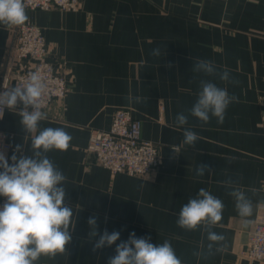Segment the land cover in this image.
<instances>
[{
	"label": "crops",
	"instance_id": "0c3cea01",
	"mask_svg": "<svg viewBox=\"0 0 264 264\" xmlns=\"http://www.w3.org/2000/svg\"><path fill=\"white\" fill-rule=\"evenodd\" d=\"M202 2L82 0L74 11L26 10L29 19L43 28L48 59L70 86L63 99L44 111L47 118L39 122L38 131L63 128L72 137L66 150L47 153L66 177L72 239L65 253L54 258L42 255L36 264H107L116 244L127 241L132 232L138 238L150 237L154 245L170 242L181 264H264L245 255L256 217L264 208V40L252 43L243 36L239 43L222 27L198 23L199 18L227 19L231 26L256 21L264 30V0H227L226 10L215 7L221 1L213 0L211 7L201 6ZM10 37V26L0 24V77ZM156 48L159 56L151 54ZM197 59L212 61L218 73L227 69L232 82L193 71ZM201 80L237 97L222 124L215 117L205 124L189 115ZM136 97L142 102L136 103ZM119 107L132 109L142 120L143 137L160 149L161 163L147 179L112 174L87 152L91 131L108 129ZM182 112L188 123L178 127L175 117ZM3 127L11 142L9 164L14 154L31 155L38 132H25L19 107L7 109ZM185 129L199 136L195 146L183 144ZM201 163L212 172L197 177L195 169ZM229 179L231 186L226 183ZM201 188L224 204L213 231L225 239L217 246L220 250L207 258L195 255L207 254V234L177 225L182 206ZM233 188L253 203L247 226L229 195ZM91 216L97 218L99 233L119 231L120 240L93 251L99 236H89Z\"/></svg>",
	"mask_w": 264,
	"mask_h": 264
},
{
	"label": "clouds",
	"instance_id": "9594fccd",
	"mask_svg": "<svg viewBox=\"0 0 264 264\" xmlns=\"http://www.w3.org/2000/svg\"><path fill=\"white\" fill-rule=\"evenodd\" d=\"M23 0H0V24L20 26L28 21ZM153 56L160 55V49L152 50ZM169 67L171 65H168ZM192 70L208 76L218 75L224 82H232L227 69L217 72L212 61L197 59ZM45 82L41 72L29 74L23 86H12L0 91V119L5 109H17L19 106L20 124L27 134L37 133L31 142V155L11 157L9 164L4 154L0 153V196L5 201L0 205V264H36L44 256L55 257L66 252V245L72 239V209L65 202L66 190L63 186L66 177L47 156L53 149L66 150L72 139L63 128H44L38 131L39 122L47 118L40 110V100L45 91ZM131 100L132 98L129 97ZM136 103L142 98L136 97ZM237 102L235 95H230L227 88L218 87L210 80H201L197 99L189 115L202 123H208L211 117L217 123H223L226 110L231 103ZM31 109V110H30ZM175 123L182 127L188 123V115L177 114ZM183 144L195 146L199 136L190 129L183 132ZM16 151H20L18 145ZM174 154H179L173 148ZM211 173L209 165L201 163L195 169L197 177ZM232 185L231 179L226 182ZM229 195L235 200V208L245 226L246 219L253 214V203L238 188H233ZM224 204L222 200L201 188L196 198H190L183 205L177 225L185 230L198 228L207 234V254L195 253L204 258L220 250L218 245L224 241L223 234L213 231L222 219ZM90 237L99 238L93 245V251L110 247L120 240V232H98L95 216L88 218ZM150 237L138 238L130 233L127 241L116 244L115 255L109 257L107 264H181L170 242L154 245Z\"/></svg>",
	"mask_w": 264,
	"mask_h": 264
},
{
	"label": "built area",
	"instance_id": "2783aa9c",
	"mask_svg": "<svg viewBox=\"0 0 264 264\" xmlns=\"http://www.w3.org/2000/svg\"><path fill=\"white\" fill-rule=\"evenodd\" d=\"M26 10L64 11L77 9L82 0H23ZM10 44L6 51L0 77V91L12 86H23L30 73L41 72L45 91L40 100L43 112L58 99H63L70 86L49 57V46L41 26L32 20L20 26H10ZM19 107H22L19 106ZM31 110V109H30ZM7 109H5V112ZM0 119V153L8 159L11 142ZM142 120L129 108H118L108 129L91 131L87 152L95 156L99 165L111 173H127L132 176L152 175L161 163L158 145L143 137ZM0 196V205L5 201ZM245 255L253 260H264V208L259 213L249 236Z\"/></svg>",
	"mask_w": 264,
	"mask_h": 264
},
{
	"label": "rangeland",
	"instance_id": "374dc122",
	"mask_svg": "<svg viewBox=\"0 0 264 264\" xmlns=\"http://www.w3.org/2000/svg\"><path fill=\"white\" fill-rule=\"evenodd\" d=\"M212 1L213 0H203V2L201 4L200 3L199 4L201 6H204V7H211ZM218 1H221V2L220 3H216L215 7L221 8L222 10H226L227 4L225 2L227 0H218ZM79 7L77 9H75V10H79ZM62 11H64V10H62ZM69 11H74V10H69ZM198 23H201L202 25L213 26V27H222L223 29L228 30V32H231L232 36H234V39L237 40L239 43H242L243 36L245 38H247L252 43H254L255 40H264V30L260 29V27L257 26L258 24H257L256 21H253L252 25L243 26V25L235 23V25L231 26L230 24H228L229 22L227 21V19H223V20H219V21H216V20L215 21L214 20L211 21L209 19L207 20V19L199 18L198 19ZM220 42H221V38H220ZM225 42H226V38L224 39V43ZM160 106H161L160 109H161V112H162L163 111V107H164L162 102H161ZM119 108H126V107H119ZM116 109H118V108H116ZM129 109H131V108H129ZM115 110H114V112H115ZM95 130H97V129H95ZM101 130H103V129H101ZM153 142H155V141H153ZM112 174H117V173H112ZM149 176L150 175H147V176H135V177H141L143 179H147V178H149ZM257 218H258V216L256 217L255 223L257 221ZM254 226H255V224H254ZM253 229H254V227H253Z\"/></svg>",
	"mask_w": 264,
	"mask_h": 264
}]
</instances>
